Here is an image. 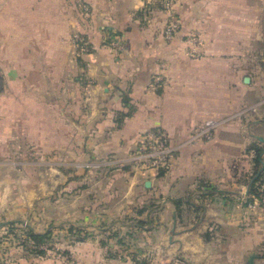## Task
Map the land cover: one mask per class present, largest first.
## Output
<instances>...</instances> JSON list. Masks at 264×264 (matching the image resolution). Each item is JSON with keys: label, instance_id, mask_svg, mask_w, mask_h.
I'll list each match as a JSON object with an SVG mask.
<instances>
[{"label": "crops", "instance_id": "1", "mask_svg": "<svg viewBox=\"0 0 264 264\" xmlns=\"http://www.w3.org/2000/svg\"><path fill=\"white\" fill-rule=\"evenodd\" d=\"M159 2L0 0V238L31 221L36 233L88 232L65 248L89 259L75 264H248L253 254L264 264L248 153L264 146V0H174L181 28L170 41ZM75 32L90 45L80 58ZM209 120L211 139L197 137ZM154 130L176 150L162 176L132 160ZM40 200L49 212L36 218ZM124 233L139 239L118 245L112 235Z\"/></svg>", "mask_w": 264, "mask_h": 264}, {"label": "built area", "instance_id": "2", "mask_svg": "<svg viewBox=\"0 0 264 264\" xmlns=\"http://www.w3.org/2000/svg\"><path fill=\"white\" fill-rule=\"evenodd\" d=\"M173 1L163 0L165 10L168 12L169 19L164 28L163 36L166 40H172L176 33L181 28L180 20L173 15ZM80 10L84 16L90 14V7L84 2L78 4ZM110 39V45L117 52L122 55L125 51L123 40L117 36H113ZM188 54L191 56H198L200 53V46L202 44L201 39L196 35H190L186 39ZM73 51L76 57L80 58L83 55L90 52V45L84 39L83 35L79 32H75L72 36ZM164 85V80L161 77H155L150 85V88L154 91L160 89ZM215 122L209 120L206 123L198 126L195 129V135L205 139H211L213 136V129ZM175 149L171 146L169 137L162 131L154 130L149 131L141 137L138 141V149L133 155L132 160L136 166L140 167L143 172L153 171L156 176H159L161 171H167L172 165V160L175 157ZM251 157L254 156V152L250 153ZM259 195L253 197V201L249 203V207L257 209L264 205V186L259 189Z\"/></svg>", "mask_w": 264, "mask_h": 264}, {"label": "rangeland", "instance_id": "3", "mask_svg": "<svg viewBox=\"0 0 264 264\" xmlns=\"http://www.w3.org/2000/svg\"><path fill=\"white\" fill-rule=\"evenodd\" d=\"M155 7L158 8V5L153 6V8ZM162 10H165V8L163 7ZM262 100H264V96H262ZM259 104L263 106L264 101L259 102ZM71 204H73V202H71ZM35 206H36L35 207L36 210L32 212L33 215L31 216L39 218V217H45L48 214L49 211L48 209L46 210L45 200L37 201ZM263 207L264 206H261L262 209ZM25 223L23 224L21 222H18V224L20 225H18L16 228L17 231L15 232V234L17 233V235L15 237L11 236V238H8V239L0 238V244L4 246V250L2 251L4 261L1 262V264H4L6 261L8 262L12 261L13 259H17V264H34L40 260L41 262H44L42 259H45V262H49L52 264L54 263L55 264H67V263L75 264V263H79L82 261H86V262L89 261L88 257L84 259V257H82V255H79L78 253H72V252H68L65 250L67 245H73L76 242H78L79 239L77 238L76 234L72 236V235H67L65 233L58 232V230H63L64 227H61V226L58 228H55L56 232L52 233L53 234L52 238L50 239L48 243L41 245L39 247L41 250H45L46 254L42 255V254L37 253L36 250L38 249V247L33 242L27 239V236L25 233V227L27 225H31V221L27 222V225H25ZM79 229H82V228H79ZM111 238L112 237L103 236V237H98V239L96 240L99 241L100 245L106 246L108 245ZM116 239H117L118 245L125 246V244L129 245L132 243V241H136L139 238H137V236L133 233L132 234L124 233L122 235L116 234ZM13 251H17V253L15 254L13 253Z\"/></svg>", "mask_w": 264, "mask_h": 264}, {"label": "trees", "instance_id": "4", "mask_svg": "<svg viewBox=\"0 0 264 264\" xmlns=\"http://www.w3.org/2000/svg\"><path fill=\"white\" fill-rule=\"evenodd\" d=\"M158 8L162 9L164 5L162 4L163 0H159ZM122 117H126V115H123ZM123 123L122 120H118V125L121 126ZM254 152V156L252 157V161L254 163V169L250 176V188H249V194L258 196L259 189L264 185V146H257L254 145L252 148L248 150V153ZM165 171H161L159 176H162ZM177 206L180 208V203L177 202ZM20 225L18 223H12L8 227V235L10 236H16L17 233V226ZM61 229V228H60ZM68 234L74 236L76 234L77 238L79 239L78 242L84 241L88 236V232H85L84 229H75L73 227H69L67 229ZM54 230H50L45 233H36L34 230L28 226L25 227V233L27 236V239L31 242H33L38 249L36 250L39 254H46L45 250H41L39 247L41 245H44L50 241L52 238V233ZM84 234V235H83ZM112 237H116V235H113Z\"/></svg>", "mask_w": 264, "mask_h": 264}, {"label": "water", "instance_id": "5", "mask_svg": "<svg viewBox=\"0 0 264 264\" xmlns=\"http://www.w3.org/2000/svg\"><path fill=\"white\" fill-rule=\"evenodd\" d=\"M246 82L247 83L250 82V78L249 77L246 78ZM0 93H1V89H0ZM261 141H264V140L261 139ZM146 186L149 188L150 187V182L146 183ZM256 259H257V255H255V254L251 255L249 260H248V264H256V262H255Z\"/></svg>", "mask_w": 264, "mask_h": 264}]
</instances>
